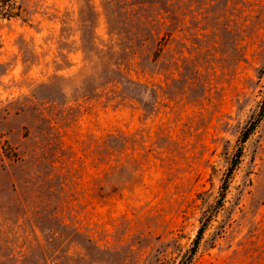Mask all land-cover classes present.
<instances>
[{"label":"rangeland","instance_id":"obj_1","mask_svg":"<svg viewBox=\"0 0 264 264\" xmlns=\"http://www.w3.org/2000/svg\"><path fill=\"white\" fill-rule=\"evenodd\" d=\"M0 18V264H178L264 93V0H18ZM192 264H264V118Z\"/></svg>","mask_w":264,"mask_h":264},{"label":"trees","instance_id":"obj_2","mask_svg":"<svg viewBox=\"0 0 264 264\" xmlns=\"http://www.w3.org/2000/svg\"><path fill=\"white\" fill-rule=\"evenodd\" d=\"M23 9L19 4L18 0H0V18L11 19L15 17H22ZM264 118V93L261 102L259 103L256 111L251 115L250 119L243 127L240 136L237 139L235 153L231 158L228 168L224 173L222 178V183L219 188V195L216 199V202L212 204L203 214L200 219V227L192 240L190 247L184 253L181 261L178 264H192L195 256L197 255L201 242L204 238L206 230L217 215L219 210L223 207L227 191L229 189V183L232 178V175L236 168L241 162V157L243 155V149L245 143L248 141L250 136L254 133L256 128L259 126L261 121Z\"/></svg>","mask_w":264,"mask_h":264}]
</instances>
